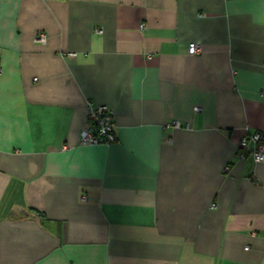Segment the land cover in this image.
<instances>
[{
    "label": "crops",
    "instance_id": "1",
    "mask_svg": "<svg viewBox=\"0 0 264 264\" xmlns=\"http://www.w3.org/2000/svg\"><path fill=\"white\" fill-rule=\"evenodd\" d=\"M0 64V264H264V0H0Z\"/></svg>",
    "mask_w": 264,
    "mask_h": 264
},
{
    "label": "built area",
    "instance_id": "2",
    "mask_svg": "<svg viewBox=\"0 0 264 264\" xmlns=\"http://www.w3.org/2000/svg\"><path fill=\"white\" fill-rule=\"evenodd\" d=\"M46 40L47 35L43 32L36 37L38 42H45ZM188 51L190 54H199L203 51V48L199 43L191 42ZM195 109L198 111L199 107ZM169 126L178 128L182 127V123L175 120ZM81 139L84 144L90 145L111 144L117 141L116 123L113 112L108 105L96 103L93 100L88 102L87 123L82 130ZM169 139L171 140V138ZM238 157L241 159L252 157L256 162L264 160V130L247 131L245 133L240 141Z\"/></svg>",
    "mask_w": 264,
    "mask_h": 264
}]
</instances>
